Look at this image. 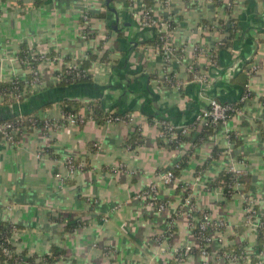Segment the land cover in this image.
<instances>
[{"label": "crops", "instance_id": "obj_1", "mask_svg": "<svg viewBox=\"0 0 264 264\" xmlns=\"http://www.w3.org/2000/svg\"><path fill=\"white\" fill-rule=\"evenodd\" d=\"M227 1L112 0L116 16L106 0H47L40 5L35 0H0V82L27 78L18 60L23 46L30 53L57 55L63 64L86 59L90 51L101 56L109 50L114 65L93 63L92 82L107 88V111L118 105L132 109L130 122L88 120L51 135L30 131L17 146L0 141V220L18 228L16 254L43 259L56 247L62 257L47 264H175V249L199 248L181 212L187 188L200 211L197 217L209 212L227 228L215 236L208 260L191 255L183 264H232L219 253L237 245L250 259L257 257L256 264H264V253H257V230L248 220L252 207L256 222L264 218V0H236L231 20L237 21L238 31L233 45L225 47L220 17ZM144 7L157 20L172 19L170 43L178 49V59L170 71L177 86L166 88L159 81L164 63L147 45L152 31L140 26ZM84 13L92 16L88 39L82 37ZM191 63L208 70V86L193 81L187 68ZM61 67L40 65L44 80L53 81ZM245 88L252 97L209 135L199 138L203 126L191 130L186 135L190 140L175 149L160 139L158 122L190 126L212 99L241 101ZM48 97L23 103L37 108ZM146 100H152L148 112L153 119L141 111ZM62 113L60 103H54L34 116L61 121ZM42 150L48 154H40ZM190 152L176 183L159 191L160 199L170 202L168 210L146 208L142 193L159 174L178 168ZM68 159L84 168L70 176ZM230 168L246 175L245 193L232 200L210 186ZM172 216V237L165 239ZM72 222L80 224L69 231Z\"/></svg>", "mask_w": 264, "mask_h": 264}, {"label": "built area", "instance_id": "obj_2", "mask_svg": "<svg viewBox=\"0 0 264 264\" xmlns=\"http://www.w3.org/2000/svg\"><path fill=\"white\" fill-rule=\"evenodd\" d=\"M29 2H34V0H27ZM131 3H134V0H130ZM7 2H11V0H7ZM15 3V1H13ZM236 4V0L231 2L228 0L225 2L226 8L232 9ZM16 5V4H15ZM222 5V4H221ZM139 23L141 28L156 30L159 35L160 44L157 46H152L154 52L160 55L163 59L164 68L163 75L161 76L162 84L170 85L171 87L177 86L179 83L177 81L176 75H174L170 71V66L175 59H178V49L173 47L170 43V35L172 32V19H163L157 20L154 18L152 14V9L143 8V10L139 13ZM224 21H223V20ZM84 29L82 28V37L84 39H88L91 35L90 24L92 22V17L87 13L82 15ZM220 20L223 21V25L220 24V28H233L234 24L231 22V15L225 13L223 17H220ZM85 32H84V31ZM198 54H201L198 53ZM207 55V53L205 52ZM88 57V56H87ZM26 60H18L25 67L28 79H19L15 78L11 81V83H16L17 81H24L25 84L21 88L18 85H15L11 90H0V105H8L11 109L15 105H19V103L23 99H27L28 97H33L37 94H40L47 88V82L44 80L40 65L44 63H61L62 67L60 70L54 74L53 81H60L63 76L72 75L75 79H82L86 77V72L80 70V66L75 63V60L70 61L69 63H62V59L59 56L54 55L53 57L46 54H34L27 52ZM188 72L193 75V81L200 84L201 86H208L211 83V76L208 70L206 69H197L195 63H191L188 65ZM90 72V71H89ZM179 85V84H178ZM250 99L249 91H247L241 98L242 103H246ZM235 111L231 105H224L217 100L212 99L210 101L209 107L203 111L200 115L197 116L195 122L192 126H175L170 122H158L159 126V137L162 141L167 144H176L180 145V132L182 135L186 136L190 133L191 130H195L196 128H201L202 126L208 125H217L220 123L225 124L229 118L231 113H238ZM132 115H129V121H131ZM93 120L92 110L91 109H82L79 113L76 114H64L62 113L61 121H51L46 118H39L32 116L30 119H26L22 115L18 117L15 122H0V141L8 142L13 145H18L23 136L27 135L30 131H38L41 130L47 135H51L52 132H55L66 125L70 126H79L85 121ZM124 123V119L120 118L116 115L114 110L110 111L109 118L105 123ZM29 123V124H28ZM101 145V143H99ZM40 154L45 155L48 154L47 151H41ZM39 154V155H40ZM66 165L68 168V174L70 176L76 174L80 170L84 168L83 164L76 165L72 159L66 160ZM233 172L235 171L233 168H230ZM177 179L172 171H167L165 173H161L158 175L154 183H152L139 197L146 208L151 209L153 211H167L170 202L160 199L159 191L162 187L170 186L176 183ZM184 200L181 207V212L186 214L189 219L190 229L193 235L199 242V248H201L202 257L208 260L210 254L206 249L211 248V244L214 242L215 236L220 234L224 228H227V225L222 220L214 219L209 212L203 213L202 217H197V214L200 212L195 204L192 202L191 196L189 195V191L187 188L184 189ZM249 213V223L257 230L264 229V221H255L257 215L254 211L253 207L248 210ZM256 222V223H255ZM174 229V221L170 222V229L167 232L165 239L172 237V230ZM19 234L18 228L12 227V234L8 238L7 242L14 247V243L17 240V236ZM163 240V239H160ZM202 242L204 243L201 246ZM192 246L185 247L184 249H175V264H183L186 259L190 258L193 251ZM7 256L12 254V251H5ZM16 253V251H15ZM221 259L228 260L232 264H239L243 261H251V259L245 255H235L224 253L220 255ZM16 264H32L28 261V258H23ZM33 264H46L44 259H37Z\"/></svg>", "mask_w": 264, "mask_h": 264}, {"label": "trees", "instance_id": "obj_3", "mask_svg": "<svg viewBox=\"0 0 264 264\" xmlns=\"http://www.w3.org/2000/svg\"><path fill=\"white\" fill-rule=\"evenodd\" d=\"M46 1L47 0H35V3H36V5H40ZM233 1L234 0H231V2H233ZM217 2H218V0H216V3ZM130 3H131V1H130ZM148 9L151 10V8H149V7H148ZM232 9H226V13L231 15ZM88 15L91 16V14H88ZM231 22L234 23L233 28L227 29L226 27H223V29H222V33L225 34V37H224L225 42L223 44V46H225V47L233 45V43L236 39L235 32L238 31L237 30L238 29L237 21L232 19ZM220 24L223 25V22L220 21ZM81 27L84 29L83 20H82ZM151 31L153 33V37H152V40L147 43V45L157 46L160 44L159 35L156 32V30H151ZM102 48L103 47L101 44V46L98 48V50H102ZM27 52H28V50L25 48V46H23L21 53H19V55H18V57L21 61L26 60L25 58L27 56ZM109 54H110L109 50H105L101 56H99L95 52L90 51L87 54L88 57L86 59L75 60V63L80 66V70L86 72V77L82 78V79H75V78H73L72 75H68V76H63V78L58 82L48 81L47 82V88L43 92H41L40 94H37L33 97L27 98V99L30 98L32 101V100H36V99L38 100L41 97L42 98L47 97V96L50 97V98L48 97V100L46 103L38 105L37 108L28 106V105H30L29 102L23 103V101L26 99H23L19 103L22 105L21 106L22 110L20 109V105H19V109H18V105L14 106L18 110L15 112H12L13 109H11L8 105H0V122L1 123H3V122H11V123L15 122L20 115H22L26 119H30L32 116L35 115V112H37L38 110L46 109V108L50 107L51 105H53L54 103H60L61 108H62V112L64 114H70V113L76 114V113H79L82 109H85V108L87 110L91 109L93 120H95L96 122H98L100 124H104L107 121V119L109 118V113H110L104 107V100H103V94H104L105 89H107V88L106 87L100 88L99 86L95 85L92 82V76H91L89 71L91 69L92 64L95 62L106 63L108 65H112V64L114 65ZM49 56L53 57L54 54L49 55ZM212 57H215V56L212 54ZM216 58H217V56H216ZM28 78L29 77L27 76V79ZM156 78H158V77L155 76L154 79H156ZM160 81L162 82L161 79H160ZM24 84H25L24 81H17L16 83L0 82V90L1 89L11 90L15 85H18L22 88L24 86ZM164 85L166 86V88H171L170 85H166V84H164ZM126 90H128V89H126ZM244 91H245L244 92V94H245L247 92V89L245 88ZM81 94H86V95H81ZM249 96H250V98L252 97V95L250 93H249ZM84 97L89 99V101L82 102L81 99H83ZM262 101L264 102V99H262ZM151 104H152V100H146L144 102V104L142 105L141 111L144 114H148L149 115L148 117L150 119H153L154 117L148 112V109H149ZM222 104L231 105L235 111L241 110L244 106V103H242L241 101L228 102V103L222 102ZM114 110L116 111L117 116L124 119V121H126V122L129 121V114L131 113L132 109H124L120 105H118L114 108ZM234 114L235 113H231L230 118ZM35 117L36 116H34V118ZM164 122H167V121H164ZM223 125H224L223 123H220L217 125L204 126L203 130H202V134L199 136V138L201 136L204 137L206 135H209L212 130L217 129L218 127H221ZM190 126H192V125H190ZM138 140H140V139H138ZM189 140H190L189 137L184 136L180 133V142L189 141ZM176 146L177 145L173 144V143L167 145V147H169L171 149H175ZM191 155H192V153L190 152L179 163L178 168L175 167L172 169L176 178L180 176L182 169H184L187 166V161L189 160V156H191ZM214 157H215V155H214ZM212 158H213V156H212ZM206 166H207V164L204 166V168ZM199 176H201V173ZM245 176L246 175L243 173L233 172V171H231V169H227L224 172H222L220 177L215 182L210 184V186L216 187V188H221L224 192L225 197L228 200H232V197L234 195L245 193L243 190V184L245 183L244 182ZM200 216L202 217L201 213H200ZM51 220H56L57 222L59 221V220L54 219V218H51ZM174 220H175V216H172L170 218V221H174ZM262 221H264V218L262 219ZM79 224H80L79 222L78 223L72 222L69 225H67L66 228L69 231H73V230H75V228L77 226H79ZM13 226H14V224H12L8 221H1L0 220V263L1 264H16L26 256L24 254H22L21 256L16 254L15 248L7 242L8 238L12 234V227ZM173 230H172V232H173ZM257 242H258L257 253L259 255L261 253H264V229H257ZM203 245H204V243L202 242L201 246H203ZM7 250L12 251V254L10 256L6 255L5 251H7ZM206 251H208V253L211 254V249H206ZM224 253L243 255V249H242V246H239V245L231 247V248H225V249L220 251L219 255H222ZM192 255H194L196 258L202 257L201 248H193ZM61 257H62L61 250L54 247V248H52L51 254L43 256V259H44V262H46V264H47V263H55ZM34 260H35V256L28 257V261L30 263L33 264ZM225 261L227 263H230V261H228V260H225ZM251 262L253 264H256L258 262L257 257H253L251 259Z\"/></svg>", "mask_w": 264, "mask_h": 264}, {"label": "water", "instance_id": "obj_4", "mask_svg": "<svg viewBox=\"0 0 264 264\" xmlns=\"http://www.w3.org/2000/svg\"><path fill=\"white\" fill-rule=\"evenodd\" d=\"M111 2H112V0H106V5H107V7L110 9V11H112L113 13H115L116 16H117V11H116L115 9H111V8H110V4H111ZM113 28L116 29L115 26H113ZM117 31H118V30H117ZM126 89H127V88H124V92H125V93H127V90H126Z\"/></svg>", "mask_w": 264, "mask_h": 264}, {"label": "rangeland", "instance_id": "obj_5", "mask_svg": "<svg viewBox=\"0 0 264 264\" xmlns=\"http://www.w3.org/2000/svg\"><path fill=\"white\" fill-rule=\"evenodd\" d=\"M5 1H7V0H5ZM5 3H8V2H5ZM17 146V145H16Z\"/></svg>", "mask_w": 264, "mask_h": 264}]
</instances>
